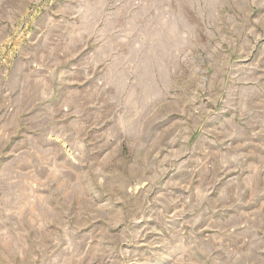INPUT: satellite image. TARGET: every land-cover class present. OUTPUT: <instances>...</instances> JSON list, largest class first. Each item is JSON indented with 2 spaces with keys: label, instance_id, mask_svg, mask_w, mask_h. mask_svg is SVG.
I'll return each instance as SVG.
<instances>
[{
  "label": "rangeland",
  "instance_id": "obj_1",
  "mask_svg": "<svg viewBox=\"0 0 264 264\" xmlns=\"http://www.w3.org/2000/svg\"><path fill=\"white\" fill-rule=\"evenodd\" d=\"M0 264H264V0H0Z\"/></svg>",
  "mask_w": 264,
  "mask_h": 264
},
{
  "label": "bare ground",
  "instance_id": "obj_2",
  "mask_svg": "<svg viewBox=\"0 0 264 264\" xmlns=\"http://www.w3.org/2000/svg\"><path fill=\"white\" fill-rule=\"evenodd\" d=\"M167 35H165V39H162L165 41V44H164V47H167L169 44H168V38L166 37ZM161 43V40L157 43V45H159ZM148 56V55H147Z\"/></svg>",
  "mask_w": 264,
  "mask_h": 264
}]
</instances>
